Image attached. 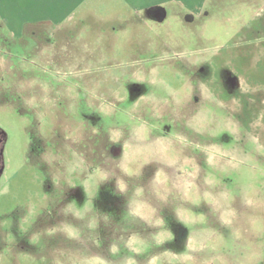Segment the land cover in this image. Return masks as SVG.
Instances as JSON below:
<instances>
[{
	"label": "rangeland",
	"instance_id": "obj_1",
	"mask_svg": "<svg viewBox=\"0 0 264 264\" xmlns=\"http://www.w3.org/2000/svg\"><path fill=\"white\" fill-rule=\"evenodd\" d=\"M187 1L0 0V264H264V0Z\"/></svg>",
	"mask_w": 264,
	"mask_h": 264
},
{
	"label": "crops",
	"instance_id": "obj_2",
	"mask_svg": "<svg viewBox=\"0 0 264 264\" xmlns=\"http://www.w3.org/2000/svg\"><path fill=\"white\" fill-rule=\"evenodd\" d=\"M127 1L132 2L133 5H138L140 7H142V6L145 7V6H158V5H162V4H165V3H169V4L170 3H176V2H179L180 0H127ZM181 1L185 2V4H186V2L187 3H191V2H189L187 0H181ZM203 1H206V0H203Z\"/></svg>",
	"mask_w": 264,
	"mask_h": 264
}]
</instances>
